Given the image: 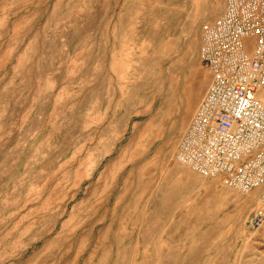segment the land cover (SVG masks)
<instances>
[{
    "label": "rangeland",
    "instance_id": "obj_1",
    "mask_svg": "<svg viewBox=\"0 0 264 264\" xmlns=\"http://www.w3.org/2000/svg\"><path fill=\"white\" fill-rule=\"evenodd\" d=\"M123 1L0 0V264L175 257L170 229L185 181L174 170L190 171L176 161V145L210 76L196 73L191 84L175 67L187 53L199 62V27L224 0H136L132 32L144 60L112 73L106 43L110 50L120 39L112 17ZM218 185L219 198H231ZM158 246L163 255L152 253ZM212 256L188 254V264H216Z\"/></svg>",
    "mask_w": 264,
    "mask_h": 264
},
{
    "label": "built area",
    "instance_id": "obj_2",
    "mask_svg": "<svg viewBox=\"0 0 264 264\" xmlns=\"http://www.w3.org/2000/svg\"><path fill=\"white\" fill-rule=\"evenodd\" d=\"M198 59L211 74L175 159L240 194L255 192L248 216L264 224V0H224L199 27Z\"/></svg>",
    "mask_w": 264,
    "mask_h": 264
},
{
    "label": "crops",
    "instance_id": "obj_3",
    "mask_svg": "<svg viewBox=\"0 0 264 264\" xmlns=\"http://www.w3.org/2000/svg\"><path fill=\"white\" fill-rule=\"evenodd\" d=\"M123 2L112 17V20L114 19L112 37L118 33L120 39L110 44V50L106 43L104 61L111 62L112 73H119V65L144 60L141 57L142 44L138 43L136 34L132 32L137 29L134 22L138 23L136 15L140 12L139 6L136 4V0ZM72 6L76 7V3ZM106 14H109L108 9ZM210 16L207 20L213 19V16ZM90 56L91 54L88 53V57ZM175 71L176 73H189L190 82L188 83L191 84L197 78L196 73L210 74V71L202 66L200 61L192 59L191 53L180 57L176 63ZM84 73H87V70ZM30 74L24 73V77L26 78ZM210 80L211 74L208 84ZM44 81L46 87L50 86L46 78ZM174 173L177 176L176 180L185 181V183L182 189H179L178 193L176 192L177 200L170 229L171 244L169 246V253L175 257H172L171 264H188L190 259L187 258V255L192 253L201 255L211 253L214 256L211 258L212 262L215 261L216 264H252L255 258L264 256V224L256 230L248 224L250 212L259 206L257 195L243 196L234 191L231 192V198L224 200L219 198L221 191L218 192L216 189L218 185L215 184L216 181H203L199 174L191 170L175 169ZM180 192L184 193L181 194L182 197ZM253 205H255L254 208H252ZM236 219L244 221L236 223ZM158 247L161 248L160 251L157 252L158 250L154 248L152 253L163 255L162 247ZM210 247L211 249H209ZM137 248L134 253L140 251L139 247ZM142 250L146 251L147 249L143 247ZM182 255H186L184 260ZM162 257L164 259V256Z\"/></svg>",
    "mask_w": 264,
    "mask_h": 264
},
{
    "label": "bare ground",
    "instance_id": "obj_4",
    "mask_svg": "<svg viewBox=\"0 0 264 264\" xmlns=\"http://www.w3.org/2000/svg\"><path fill=\"white\" fill-rule=\"evenodd\" d=\"M196 1V0H195ZM203 1V0H202ZM199 2V1H198ZM201 3V2H200ZM200 3H196V5H195V11L197 12V10H198V15L200 14ZM202 7V6H201ZM201 13H202V11H201ZM203 15V14H202ZM195 17H197V15L195 16ZM198 19V18H197ZM193 25H194V21H193V18H192V16L189 18V21H187V24H186V26H185V31H189L192 27H193ZM200 90H201V85H198V87L192 92V97H196L197 95H198V93L200 92ZM191 97V96H190ZM192 99H194V98H192ZM191 102H192V100H191ZM190 107H192V106H190ZM106 129V128H105ZM104 156V155H103ZM107 157V156H106ZM104 159V158H103ZM99 161V160H98ZM100 162V161H99ZM179 167V166H178ZM90 169V168H89ZM92 170V169H91ZM112 170V169H111ZM108 171H110V170H108ZM93 172V171H92ZM86 173H87V171H86ZM88 175H90V174H88ZM111 179H112V177H111ZM108 182H109V180H108ZM107 182V183H108ZM197 182V181H196ZM112 183V182H111ZM186 185V184H185ZM125 187V186H124ZM125 192V191H124ZM223 192V191H222ZM135 194V193H134ZM225 195V198L227 197V195H231L228 191H224V193H222V195ZM133 196V195H132ZM129 197V196H128ZM219 197H220V195H219ZM230 197V196H229ZM120 198H122V197H120ZM224 198V197H223ZM221 199H222V197H221ZM128 202V201H127ZM215 202V201H214ZM246 203V202H245ZM117 217V216H116ZM106 218V217H105ZM102 224V223H101ZM105 227V226H104ZM113 227V226H112ZM93 229V228H92ZM109 230V229H108ZM141 231V230H140ZM111 232H112V230H111ZM102 233V232H101ZM103 235V234H102ZM114 235V234H113ZM118 236V235H117ZM116 236V237H117ZM108 239V238H107ZM108 241H109V239H108ZM120 241V240H119ZM101 242V241H100ZM145 242V241H144ZM118 243V242H117ZM101 244H102V242H101ZM104 244V243H103ZM94 246V245H93ZM97 246V245H96ZM87 249V248H86ZM96 250V249H95ZM107 250V249H106ZM115 251V250H114ZM94 252V251H93ZM111 252V254H112V252L113 251H110ZM121 252V251H120ZM126 252V251H125ZM128 252V251H127ZM124 253V252H123ZM93 254V253H92ZM104 254V253H103ZM122 254V253H121ZM151 254V253H150ZM107 255V254H106ZM119 255V254H118ZM134 255V254H133ZM113 257V256H112ZM134 257H135V255H134ZM120 258V257H119ZM125 258V257H124ZM103 259V258H102ZM110 259V258H109ZM122 259V258H121ZM99 260V259H98ZM136 260H138V259H136ZM116 261H118V260H116ZM160 261V260H159ZM124 262V261H123ZM112 263H113V261H112ZM111 263V264H112ZM120 264V263H119Z\"/></svg>",
    "mask_w": 264,
    "mask_h": 264
}]
</instances>
